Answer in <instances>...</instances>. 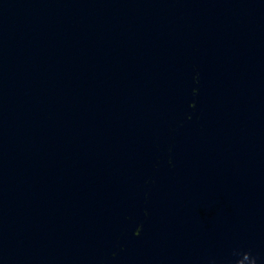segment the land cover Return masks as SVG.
<instances>
[{
	"label": "water",
	"instance_id": "obj_1",
	"mask_svg": "<svg viewBox=\"0 0 264 264\" xmlns=\"http://www.w3.org/2000/svg\"><path fill=\"white\" fill-rule=\"evenodd\" d=\"M264 264V0H0V264Z\"/></svg>",
	"mask_w": 264,
	"mask_h": 264
},
{
	"label": "clouds",
	"instance_id": "obj_2",
	"mask_svg": "<svg viewBox=\"0 0 264 264\" xmlns=\"http://www.w3.org/2000/svg\"><path fill=\"white\" fill-rule=\"evenodd\" d=\"M252 264H255V261L254 260L252 261Z\"/></svg>",
	"mask_w": 264,
	"mask_h": 264
}]
</instances>
